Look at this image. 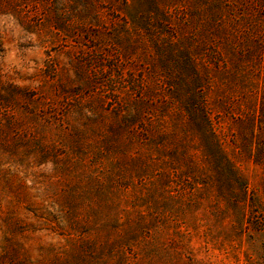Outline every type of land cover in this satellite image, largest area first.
Listing matches in <instances>:
<instances>
[{
    "label": "rangeland",
    "instance_id": "rangeland-1",
    "mask_svg": "<svg viewBox=\"0 0 264 264\" xmlns=\"http://www.w3.org/2000/svg\"><path fill=\"white\" fill-rule=\"evenodd\" d=\"M0 264H264V0H0Z\"/></svg>",
    "mask_w": 264,
    "mask_h": 264
}]
</instances>
